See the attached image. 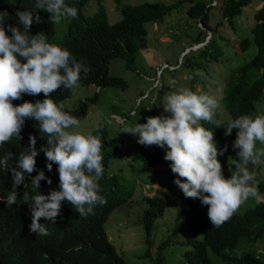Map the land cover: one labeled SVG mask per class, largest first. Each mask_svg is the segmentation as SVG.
<instances>
[{
  "label": "clouds",
  "instance_id": "9594fccd",
  "mask_svg": "<svg viewBox=\"0 0 264 264\" xmlns=\"http://www.w3.org/2000/svg\"><path fill=\"white\" fill-rule=\"evenodd\" d=\"M89 1L92 0H88L87 3ZM121 1L122 4L130 3ZM95 2L96 7L98 4L105 5L104 0L99 2L95 0ZM214 2L213 0L212 3ZM251 2L252 0L242 7L241 13L239 12L233 17L234 25L228 22L234 29L238 27V19L240 22L241 17L249 19L250 14L247 13L244 16L242 12L244 7L250 5ZM255 6L254 3L250 8V11L252 10L254 13L253 24L249 28V34L241 36L240 52L251 45L244 46L243 43L254 37L251 27L255 20L261 21L254 16L256 10L263 6V0H260L258 7L255 8ZM0 9L4 12L0 14V146L15 137L20 140L23 149L27 143L26 134L36 121L41 135L47 138L46 144L37 149L36 135H30L29 146L19 153L18 163L15 166H12L11 163L13 159H16L15 152H8L3 158H0V170L6 172L10 169L13 179V190L3 201H6L7 206L16 204L19 196L16 191L17 187L23 184L26 188V175L31 177V185L26 189L32 188L34 194H29L28 191L24 192L23 200L29 205V209H23V212L28 218H32L29 225L30 234L48 236L50 235V223L56 222L66 210H69L66 206L67 202L73 206L74 213L82 217L92 214L96 205L106 203L104 197L99 194L100 185L98 183L105 171L102 163L101 138L99 135L93 134L91 130L81 129L80 120L64 110L71 109V104H73L71 96L81 89L76 87L81 79V73L86 75L90 69L83 62L76 61L66 44L62 43L59 46L50 43L47 35L42 34L43 32L35 35L30 34L31 26L44 20V17L39 15V10L50 13L49 19L54 25L59 24L62 19L75 18L78 15V10L76 7L66 4L65 0H36L34 6L29 4L25 11L17 12L19 17L17 26L11 24L5 26L6 12H9L8 7L2 6ZM118 11L117 8L115 12ZM34 12L36 13L35 17ZM106 15L111 23L118 19L110 21L108 10H106ZM162 21L148 23H161ZM198 25L202 26V23H198ZM211 34L212 31L207 30L203 40L191 41L185 45L178 55L177 63L168 64L163 60L153 64L155 74L151 77L153 79L156 77V81L161 83L159 87L164 88L162 92L169 91L163 102V108L170 115H164L160 107V114L162 115H158V108L153 103L149 105L146 103L145 108L148 110V114H138L137 110L141 106L140 102L145 93L141 94L139 96L140 104L138 103L136 107L129 110V115L135 126L126 127L122 130L119 135L120 146L117 147L118 149L120 147L126 148L123 141L125 139L124 132L138 134L137 149L133 155L131 153V158L137 156L142 159L139 150L140 144L144 146L155 145L161 152L162 161L153 164L145 162L149 169L162 167L161 148H166L164 159L171 162V171L176 174L174 183L181 189V193L177 196L179 211L181 207L180 195L184 194L187 200L191 201L194 209L203 211L199 206L200 201L202 205H207L208 215L203 212L209 217L213 227H220L230 220L235 213H238L239 208L250 197L254 198L253 202L255 201L258 205L264 203V197L260 195L255 185V175L251 172L255 165H264V106L260 110L256 109L251 115H241L229 121L226 127L223 126L226 135H231L233 129L238 130L233 145H228L221 138H214V131L205 127L202 122L220 127L222 125L215 120L216 113L218 114L217 119L220 121L230 117L222 102L225 79L232 68L239 67L242 71H246L245 64L258 53L259 44L255 41L257 50L249 60L238 61L240 65L231 67L220 76L224 79V84L219 97L208 94V89L199 85L197 75L203 74V70H193L189 85H184L185 87L175 90H173L174 81L177 80L175 75L179 73L171 74L167 84L161 78L162 70L165 67L174 69L178 66H184L187 68L185 71L187 73L188 66L195 64H181L185 53L190 50H198L207 42ZM137 53H142L141 49L135 54L127 56L134 57ZM121 58H125L127 64L132 61L127 57ZM196 60L200 61L201 58L197 57ZM211 60L217 59H206L204 64L196 67L204 69L206 74L207 64ZM263 69L264 66H261L259 72H262ZM89 85H93L97 89L101 86H107L96 83ZM61 87L73 88L71 96L53 98L52 94ZM151 88L148 89L147 93ZM40 93L44 94L45 99L35 101ZM262 93L264 96V87ZM88 94L92 95L93 93ZM94 94L97 98L98 92L94 91ZM150 96L147 98L149 99ZM83 98L85 97L82 96L81 99ZM151 108L153 110H150ZM222 109L227 113L225 118L220 116ZM113 113L112 116L122 125L126 118L124 114L115 111ZM135 114L139 116L134 118ZM97 131L99 132L100 129ZM257 142L260 144L258 147ZM40 151L44 152L48 160L49 177H46L44 170H40L37 175L32 176L36 170V158ZM132 164L134 165V159H132ZM156 164H160V166H156ZM222 168L234 173L226 178ZM107 171L111 174L109 165ZM172 172L171 177L173 176ZM58 178L59 189H53ZM154 182L151 181V183ZM40 185L45 187L48 194L36 192L37 189H40ZM160 189L153 194L162 195L168 203L170 199L165 197ZM108 239L112 241L110 235Z\"/></svg>",
  "mask_w": 264,
  "mask_h": 264
},
{
  "label": "trees",
  "instance_id": "16d2710c",
  "mask_svg": "<svg viewBox=\"0 0 264 264\" xmlns=\"http://www.w3.org/2000/svg\"><path fill=\"white\" fill-rule=\"evenodd\" d=\"M88 0H65L69 6H74L78 10L75 18H67L59 24H55L49 19L50 13L39 10V15L44 17L40 23H34L31 26L30 34L41 33L47 35L50 43L61 46L66 44L76 61L83 62L90 71L85 75L81 73V79L76 87L84 88L89 84H103L111 86L122 85L126 87L127 82L121 75L112 74L109 71V60L114 56L127 57L132 60L136 52L146 50L149 47L147 39V23L162 21L164 14L170 5L163 1H142L136 4L124 3L121 0H114L120 11V17L109 22L106 10L107 7L98 4L95 11L91 14L85 13ZM98 2L100 0H97ZM183 0L179 6L185 8L188 16V26L184 29L185 39L191 41L203 40L207 30L210 32L216 29V26L229 22L233 24V17L241 13L242 7L251 0ZM36 0H0V8L7 6L8 11L5 20V26L19 24L18 11H25L27 5H35ZM113 4V5H114ZM30 10V9H28ZM31 11V10H30ZM0 9V14H3ZM34 12V17H35ZM261 21H256L251 27L254 37L244 42V46L252 43H258V53L245 64L246 71L241 68H232L228 77L225 79L222 102L224 108L228 111L230 117L225 120H218L216 113L215 120L222 126L216 127L215 124L204 123V126L214 131V138L225 140L228 145H233L237 137L238 130L233 129L231 135L225 134L227 123L238 118L241 115H251L256 111L255 101L264 96L262 88L264 87V69L259 72V68L264 66V0L263 6L256 10L255 16ZM216 21L212 25V21ZM189 22L191 24H189ZM202 23V26L198 25ZM22 27V26H21ZM190 27V30H188ZM192 29V30H191ZM176 40L182 37L181 33H172ZM222 54L217 40L210 35L207 42L198 50H190L185 53L182 63H189L199 66L204 64L207 59H217ZM200 57L201 60H196ZM177 63V60L175 61ZM131 67V63L127 64ZM235 69V70H234ZM182 67L172 69L171 74L182 73ZM153 88L150 89L152 92ZM195 91V89H192ZM73 88L67 89L61 87L53 93V98L58 96L70 97ZM84 96L85 98L81 99ZM73 104L71 109H64L69 114L80 119L87 113L88 106L95 102L96 94L89 95L86 91H76L72 96ZM45 96L40 93L35 99L43 100ZM89 100V101H87ZM150 110H153L151 108ZM120 113V112H119ZM122 114V113H121ZM139 115L135 114V117ZM36 121L26 134L27 143L24 148L29 146V137L34 134L37 137V149L46 144L47 138L43 137L37 127ZM97 129H100L98 132ZM106 125L102 121L94 129L93 134L99 135L102 141V154L104 175L98 181L100 185V195L104 197L106 203L96 205L92 214L87 217L77 215L73 206L67 202L66 210L62 217L56 222L50 223V235L38 236L31 233L29 225L32 218H28L23 209L29 205L24 203L23 194L28 191L34 194L32 188L26 189L31 185V177L26 175L25 186L22 184L16 191L19 196L17 203L7 206L6 200L10 191L13 190L12 173L0 170V264H126L121 255L117 252L112 241L108 239L109 229L107 230V217L119 209L121 205L128 208L133 201V194L136 192V185L142 181L137 178L130 179L119 169L108 173L109 158L116 153L109 150L108 141L110 138L106 134ZM122 133V130L119 131ZM260 146L257 142V147ZM20 140L13 138L11 141L0 146V158H3L8 152H15L16 159L12 160V166L18 163L19 153L24 151ZM22 149V150H21ZM21 150V151H20ZM140 156L149 164L161 162V152L153 146L139 145ZM36 170L32 176L44 170L46 177H49L47 169L48 160L43 151H40L36 158ZM135 171L137 167L131 166ZM225 177H230L232 171L222 168ZM108 173V183H106ZM141 182V183H142ZM53 189H59V178L56 180ZM42 194H48L45 187L40 185ZM138 198V197H137ZM138 199L143 200L142 210V235L144 242L148 245L143 253L148 257L152 264L155 262L162 264L163 258L160 256V250H164L166 256L174 261H180L179 264H264V203L252 205L243 211L235 213L230 220L226 221L220 227H213L208 216L197 208H193L191 201L187 200L184 194L180 195L181 207L180 215L188 224V230L183 231L182 222H176L168 236L162 237L160 243L155 247V241L150 237L155 220L164 213L167 200L160 194L141 195ZM185 232L186 237L181 240H174L173 235ZM258 244L260 245L258 247ZM149 245L154 249H149ZM173 264V263H170Z\"/></svg>",
  "mask_w": 264,
  "mask_h": 264
},
{
  "label": "rangeland",
  "instance_id": "374dc122",
  "mask_svg": "<svg viewBox=\"0 0 264 264\" xmlns=\"http://www.w3.org/2000/svg\"><path fill=\"white\" fill-rule=\"evenodd\" d=\"M124 1L135 3L155 0ZM158 1H163L165 4L170 5V7L164 14V18L161 23L147 24V39L150 44L149 47L146 50H143L142 53L134 55L131 61V67L127 65V60L125 58L114 57L109 61L110 72L124 77L127 82L126 87L123 88L122 86L107 85L101 86L97 89V87L89 85L88 87L81 88L79 91H86L87 93H94V91L98 92L96 101L88 106L86 115L81 117L79 120L81 123V129L85 131H94L100 121L105 123L107 130L106 134L110 138L108 141V148L112 151H114V148L116 149V153L110 157L109 171L112 172L120 168L118 172H122L130 179L137 178L138 181L144 179L149 182L147 183L141 181L142 183H138L136 185L137 190L133 194V201H131V205L127 208V202L125 205H121L119 209H114L106 220L109 235L126 264H146L147 262H150L148 257L143 256V253L148 245L144 242V237L141 232V230H143L141 216L144 207V201L138 199L141 195H152L153 193L158 192L161 188L160 192L165 195V197L170 199L164 209V213L156 218L153 230L150 233V237L155 241V247L159 245L162 237L168 236L176 222H182L181 226L183 231H187L189 229L187 222L179 212L177 196L181 193V189L174 183L176 174L171 171V162L164 159L167 149L161 148L163 155V162L161 164L162 167H151L153 169H149L148 164L137 156H133L131 158V153L133 155L137 149L136 145L138 134L134 135L132 133L124 132L125 139H123V141L125 142L126 148L124 147V149H122L120 147L118 149L120 146L119 142L121 141L119 131L124 130L126 127L135 126L133 119L129 115V110L130 108H134L138 105L140 99L139 96H141V94L145 93L143 100L140 102L141 106L137 110L138 114H148V110L145 106L153 103L158 108V115H162L160 114V108L164 115H170V113H166L163 108V102L165 101L169 91L165 90V92H162L164 88L159 87L161 83L156 81V77L155 79L151 77L155 74L153 64L163 60L168 64H173L177 60L183 47L191 42V39H185L186 34L181 32L184 31L183 28H185L188 24L186 22L187 15L185 8L179 9L183 0ZM254 3L256 4V8L260 5V0H252L250 5L244 7L242 14L245 16L248 13L251 18L248 16L249 19L247 20L245 17H241V22L238 19L237 29H234L228 22H223L217 25L216 29L212 30V35L216 38L222 54L217 58V60H211L207 64V73H204V69L197 68L193 65L188 66L189 70L185 73L187 68L182 66V71L184 73L175 75L177 80L174 81L175 84H173V90L185 87L184 85H189L190 75L193 70H203V74L197 75L199 85L207 88L208 94L219 97L224 84V79L220 76L225 74V72H227L231 67L240 65V62L238 61L249 60L257 50V46L252 43L248 48L240 52L241 36L249 34V28L253 24L252 18L254 13L252 10L250 11V8ZM104 4L107 7L110 21H114L120 17V12H115L117 11V6L114 4V0H104ZM95 8V0L89 1L86 6V13L93 12ZM218 19L220 18L213 20L211 24L215 25ZM189 24L191 23L189 22ZM188 30H190V27H188ZM173 32L181 33L182 37L179 40H176L172 35ZM175 66H177V64H175ZM162 71L163 73L161 78L164 83L167 84L170 81L172 69L165 67ZM150 87H152L153 90L152 92L149 91V93H147ZM149 95L151 96L148 99L147 97ZM255 104L256 109L260 110V108L264 106V101L259 99L255 101ZM113 111L120 112L124 114V117H126L122 125L114 116H112V114H114ZM226 115V111L222 109L220 114L221 118H225ZM127 140L128 143L126 144ZM132 159H134V165H131ZM131 166L137 167V169L133 171L130 169ZM156 166H160V164H156ZM171 172L173 173L172 177ZM251 172L255 175V185L258 188V192L262 197H264V165H255ZM151 181L155 182L151 183ZM106 183H108V173ZM253 199L254 198L250 197L237 212H240L250 206ZM199 206L208 215L207 205H202L200 201ZM185 237V232H179L173 235L174 240H181V238ZM259 246L260 245L258 244V247ZM155 247L149 245V249L151 250ZM159 254L163 258L162 264L180 263V261L175 262L174 259L172 260L169 256H166L163 249L160 250ZM152 256L154 257L152 264H157L155 262L157 255L152 253Z\"/></svg>",
  "mask_w": 264,
  "mask_h": 264
}]
</instances>
